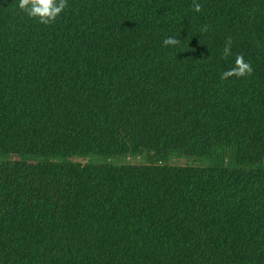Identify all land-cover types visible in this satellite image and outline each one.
Segmentation results:
<instances>
[{
  "label": "trees",
  "instance_id": "16d2710c",
  "mask_svg": "<svg viewBox=\"0 0 264 264\" xmlns=\"http://www.w3.org/2000/svg\"><path fill=\"white\" fill-rule=\"evenodd\" d=\"M197 2L0 0V264H264V0Z\"/></svg>",
  "mask_w": 264,
  "mask_h": 264
},
{
  "label": "clouds",
  "instance_id": "9594fccd",
  "mask_svg": "<svg viewBox=\"0 0 264 264\" xmlns=\"http://www.w3.org/2000/svg\"><path fill=\"white\" fill-rule=\"evenodd\" d=\"M68 7V0H18V8L25 12L30 18H36L38 21L45 25L55 23L58 16ZM192 8L195 12H201L203 5L193 0ZM208 25L201 28V32H206ZM164 46L176 47L179 46L181 40L177 37H167L163 41ZM232 39L229 37L225 42L222 56L227 59L232 55ZM254 69L250 62H247L243 54H237L234 62V67L230 70L224 71L221 74V79H227L232 76L245 77L250 76Z\"/></svg>",
  "mask_w": 264,
  "mask_h": 264
}]
</instances>
